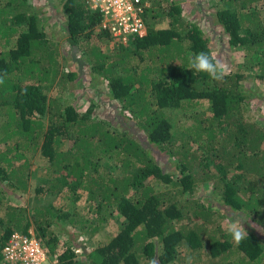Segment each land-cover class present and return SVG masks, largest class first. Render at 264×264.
<instances>
[{"label":"trees","instance_id":"1","mask_svg":"<svg viewBox=\"0 0 264 264\" xmlns=\"http://www.w3.org/2000/svg\"><path fill=\"white\" fill-rule=\"evenodd\" d=\"M57 1L71 51L82 55L94 84L105 87L117 116L96 114L92 90L83 109L63 94L69 84L75 93L80 71L61 70L64 55L39 26L34 0H0V104L7 103L0 141L11 138L0 149V208L5 187L27 189L33 152L46 162L38 197L46 191L67 202L87 200L84 213L69 212L67 204H36L29 213L7 205L0 214V263L10 232L32 228L55 264H149L152 257L180 264L186 248L190 262L264 264L255 232L236 245L221 225L230 207L264 227V0H214L212 23L224 47L237 53L220 81L189 66L200 51L217 57L182 0H144V31L127 41L99 27L100 13L85 0ZM57 83L61 92L51 94ZM200 103L206 113L175 135L164 108ZM152 150L168 155L172 168L164 170ZM114 212L119 230L105 243L79 253L67 243L55 251L61 230L53 223L93 233Z\"/></svg>","mask_w":264,"mask_h":264},{"label":"rangeland","instance_id":"2","mask_svg":"<svg viewBox=\"0 0 264 264\" xmlns=\"http://www.w3.org/2000/svg\"><path fill=\"white\" fill-rule=\"evenodd\" d=\"M52 1V3H51ZM183 8L185 10V14L188 15L191 19L196 20L202 29L205 30V34L209 37V42L211 47L216 52V57L221 61V65L227 70L226 66L232 65L230 67H234V61H236L237 53L235 51L230 50L229 48L224 47L222 42V35L219 33V25L213 24V20L215 19L212 11V5L214 0H182ZM34 4L37 7V15H38V24L41 28L46 32L47 36H53L52 38L56 39L57 45L59 47L60 54H63V60L61 55H59V60L61 63V70L65 68H69L72 70L80 71V81H77L75 86V93H72L70 88L73 84H69V89L65 88L63 90V94L68 98L70 102H74L76 105L81 107L82 109L88 105L89 103V93L92 90L93 99H95L96 103H100L96 105L95 112L96 114H100L102 116H111L112 119L116 120L115 116V103L111 101L108 95L104 92L105 87L98 83L96 86L91 79V73L89 72L88 64L84 62L83 58H81L79 52L73 53L71 51V47L67 41V30L65 25V14L61 10V7L57 0H34ZM165 24L164 22L157 24V26H161ZM81 38V42H83V36ZM92 39H94L92 37ZM13 40V39H12ZM11 40V42H12ZM4 48L8 46L4 44ZM65 62L64 65H62ZM96 86V87H95ZM61 83H57L48 88V91L51 94H59ZM95 88L97 90L95 91ZM5 92L4 89H0V93L3 94ZM1 96V95H0ZM260 103L262 104L264 112V94L260 99ZM257 101L256 99L253 102ZM9 103V101H7ZM6 102L4 103V107L0 104V112L6 108ZM167 117L173 124V130L175 135L184 133L185 127L194 121V115L200 113H206L207 109H205L204 103H200L196 107H188L185 109H181L179 107H168L164 108ZM6 111V110H5ZM259 116V114H257ZM7 119L6 112L0 113V124L4 123ZM4 130H1L3 133ZM0 133V134H1ZM4 134V133H3ZM1 134V135H3ZM0 135V136H1ZM144 138H146L144 136ZM11 138L7 140L0 141V149H5L6 145L9 144ZM71 139L67 138L64 142V148L68 147ZM151 145V144H148ZM195 145V144H194ZM152 153L155 155L158 163L163 167L164 170L172 168L171 158L166 155L164 152H160L158 150H152ZM29 157V165L25 170L26 181H27V189L25 191L21 190H10L8 187H5L6 199L4 201L3 208H0V214H4L6 211V206L11 204L14 210L22 209L23 207L26 209V212L29 213L31 208L36 204L43 203H51L54 206H64L67 204L69 212L74 210L79 211L80 213H84V207L87 203L85 197L80 198L75 203L72 201H65L60 194L51 193L42 191L41 196L38 197L35 194V187L38 185H42L47 178V174L45 171L46 162L37 152H33L32 154L27 155ZM106 158L104 161H107ZM209 187V183H206ZM45 186V185H44ZM199 193H203L202 190H196L194 195ZM225 212L224 217L221 218V225L224 229V224L228 218H246L250 221V225H245L247 232L249 230L255 232L259 239L264 243V227L250 218L247 214L239 210H234L230 207L225 208L223 210ZM103 212V211H102ZM107 213V211H106ZM60 221L53 223L54 231L58 229L61 230L58 233V241L56 243L55 251H61L65 248L67 243L73 245L75 252L79 253L81 248H85L86 250H90L95 246L105 243L108 239L116 234L119 230V218L116 212H114L113 216H110L106 220H101L100 227L94 231L93 233L86 231H79L75 227H71L68 224H59ZM32 230V228H30ZM190 249L186 248L182 253V259L180 260V264H186V260L189 256ZM50 259H54L56 262L55 254L49 255ZM80 256V255H79ZM54 262V264H55ZM2 264V263H0ZM190 264H203L199 261H192Z\"/></svg>","mask_w":264,"mask_h":264},{"label":"built area","instance_id":"3","mask_svg":"<svg viewBox=\"0 0 264 264\" xmlns=\"http://www.w3.org/2000/svg\"><path fill=\"white\" fill-rule=\"evenodd\" d=\"M87 6L100 13L99 27L108 30L115 39L127 41L144 31L142 17L144 0H85ZM4 264H54L47 249L34 232H10L1 248Z\"/></svg>","mask_w":264,"mask_h":264},{"label":"clouds","instance_id":"4","mask_svg":"<svg viewBox=\"0 0 264 264\" xmlns=\"http://www.w3.org/2000/svg\"><path fill=\"white\" fill-rule=\"evenodd\" d=\"M189 66L197 73H205L214 80L220 81L226 74V69L221 65V61L205 51L194 53L189 58ZM4 83V79L0 76V84ZM245 225H250V221L246 218H228L224 224L225 233L231 238L232 242L239 245L242 240L248 236ZM149 264H159L158 257H152ZM186 264H190V258L186 260Z\"/></svg>","mask_w":264,"mask_h":264}]
</instances>
